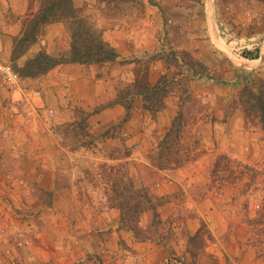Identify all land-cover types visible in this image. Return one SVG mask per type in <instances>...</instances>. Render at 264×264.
Wrapping results in <instances>:
<instances>
[{
    "label": "rangeland",
    "instance_id": "374dc122",
    "mask_svg": "<svg viewBox=\"0 0 264 264\" xmlns=\"http://www.w3.org/2000/svg\"><path fill=\"white\" fill-rule=\"evenodd\" d=\"M72 1L110 46L143 26L147 45L24 77L70 57L71 25L19 55L47 1L0 0V66L20 78L0 74V264H264V133L244 111L264 97V0Z\"/></svg>",
    "mask_w": 264,
    "mask_h": 264
},
{
    "label": "trees",
    "instance_id": "16d2710c",
    "mask_svg": "<svg viewBox=\"0 0 264 264\" xmlns=\"http://www.w3.org/2000/svg\"><path fill=\"white\" fill-rule=\"evenodd\" d=\"M38 14H30L24 22L23 35L15 43L14 53L24 55L37 42L41 29L48 23L66 21L71 25V49L68 58H53L45 53L37 55L27 64V73L24 77L43 75L52 68L70 63L88 64L111 62L117 58L115 50L98 34L96 29L85 28L82 25L86 18L78 20L72 0H46ZM60 15V16H59ZM59 16V17H56ZM250 56V55H249ZM252 57V56H251ZM256 59L255 57H252ZM252 103L244 110L247 120L253 125H260L264 133V97L261 92L252 94ZM252 114V115H251ZM257 114V115H256ZM158 206L160 203L157 204ZM157 212V206L153 207Z\"/></svg>",
    "mask_w": 264,
    "mask_h": 264
},
{
    "label": "crops",
    "instance_id": "0c3cea01",
    "mask_svg": "<svg viewBox=\"0 0 264 264\" xmlns=\"http://www.w3.org/2000/svg\"><path fill=\"white\" fill-rule=\"evenodd\" d=\"M148 24L150 23L148 22ZM147 32L149 33L150 30L145 28V26H143V28H139L138 30H136L135 28L131 30L118 28V29H115V31L111 30V31L106 32L105 40L109 42L111 46H113L117 50V53L119 54L118 59H121V56L119 53L120 50L122 49L121 44L125 43L126 41H131L134 39L136 44H138L140 48H144V47L146 48L147 42L145 41L144 38H146ZM40 83H43V85H41V88H40L41 89L40 94L42 96L45 95L46 93L49 95L50 93H52V91L56 90V87H52V82L50 83V82L41 81ZM88 86H86V89H88ZM32 92H33L32 88H30V90H28L27 92L22 90L23 96L22 94L19 96L21 97V99L23 98V100L26 98L29 99L31 97ZM31 105L33 104L31 103ZM31 109H33V107H31Z\"/></svg>",
    "mask_w": 264,
    "mask_h": 264
},
{
    "label": "built area",
    "instance_id": "2783aa9c",
    "mask_svg": "<svg viewBox=\"0 0 264 264\" xmlns=\"http://www.w3.org/2000/svg\"><path fill=\"white\" fill-rule=\"evenodd\" d=\"M0 74L2 75L6 83H8V85H17L18 81L20 80L19 75L10 65H1Z\"/></svg>",
    "mask_w": 264,
    "mask_h": 264
}]
</instances>
